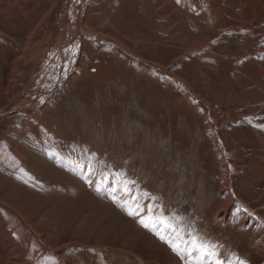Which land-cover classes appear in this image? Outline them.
I'll use <instances>...</instances> for the list:
<instances>
[{
	"label": "rangeland",
	"instance_id": "374dc122",
	"mask_svg": "<svg viewBox=\"0 0 264 264\" xmlns=\"http://www.w3.org/2000/svg\"><path fill=\"white\" fill-rule=\"evenodd\" d=\"M52 1L0 0V264H264V0H90L19 104Z\"/></svg>",
	"mask_w": 264,
	"mask_h": 264
},
{
	"label": "bare ground",
	"instance_id": "6f19581e",
	"mask_svg": "<svg viewBox=\"0 0 264 264\" xmlns=\"http://www.w3.org/2000/svg\"><path fill=\"white\" fill-rule=\"evenodd\" d=\"M69 3H75L76 2V11H74L75 12V14H74V16H76L75 18H76V23H77V25L75 26H73L72 28H74V27H76V30L74 29V34H73V36L71 37V46H70V48H69V50H66V51H64V52H62L61 53V51H58V50H56L54 47H55V44L52 46V47H49L48 45H50L51 44V42H49V41H46L45 40V37L43 36V37H41L40 38V46H37L36 47V49H35V47H30V45H29V39L31 38V37H27V40H26V43H25V45H24V47H23V55H21L22 57H24V59H25V61H26V63H29L30 61H28L30 58H32V57H30V56H32L33 55V57L35 56V58L36 57H39V56H42V55H44L45 53H47V56L46 57H44L43 59H44V61H47V60H49V62L51 63L50 65H49V67H47L48 65H46V67L45 68H43V70H42V74H40V75H38L37 77H35V79L33 80L32 79V81H31V84L33 85L32 87H30L25 93H21V96L18 98V103L19 104H22L23 102V100H25L26 99V95H28L29 93H30V91H31V88H33V89H38V88H43V90H46L45 88L46 87H55L56 85H60L64 80H65V78L67 77V74L69 73L68 71L71 69L72 70V68H74L75 66H76V64L75 65H73L74 63H76L75 61H77V58H78V53L80 52V49H79V47L81 46V44H79V38L80 37H78V35L79 34H82V33H85V34H87L86 33V30L84 31V29H82V28H80L81 26H80V24L82 23V14H83V12H84V10H85V7L88 5V2L90 1V0H80V1H78V0H67ZM68 2H66L65 0H64V2H63V6H64V8H65V6H68ZM59 5V7H58V10L56 11L57 13H56V15H57V23L55 22H53V23H49L48 24V20H47V17H48V14L47 13H44L43 15H42V18L39 20V25H42V28H39V27H37L38 28V30L41 32V33H47V34H50V33H52L55 29H57L58 28V23H59V20L61 19V4H62V0H53L52 2H51V5L54 7V6H56V5ZM70 5V4H69ZM74 7V6H73ZM68 12V11H67ZM72 12V11H71ZM66 13V12H65ZM68 14H69V12H68ZM208 14V16H209V12L207 13ZM65 16H67L68 17V15H66L65 14ZM65 16H64V18H65ZM63 18V17H62ZM61 21V20H60ZM66 21V20H65ZM47 24H48V27L46 28V26H47ZM63 25L62 26H59V28L61 29V30H59V35H61V37H63L62 36V31H63ZM69 29V28H68ZM83 30V31H82ZM61 31V32H60ZM61 33V34H60ZM68 33V32H67ZM90 32H88V34H89ZM43 34V35H44ZM57 34V30H56V33H55V35ZM85 34H83V35H85ZM0 35H3V33H2V30L0 29ZM54 35V34H53ZM98 35V34H97ZM49 36V35H48ZM59 40V37H58V39H57V41ZM36 42V41H35ZM56 42V41H55ZM15 43V42H14ZM65 43V42H64ZM65 49V48H64ZM31 51L32 52H34L35 54H31ZM45 52V53H44ZM67 55V56H66ZM57 57H60L61 58V62H60V59H58L59 60V62L57 61L56 62V66L58 65V64H62V65H64L67 61H68V63H66V64H68L67 66H66V68L64 69V70H61V68H60V71H58V70H55V71H53V73L50 71L52 68H54V66H55V62H54V60H55V58H57ZM67 57V58H66ZM67 60H66V59ZM65 60V61H64ZM42 66V65H41ZM44 67V66H43ZM59 67V66H58ZM59 69V68H58ZM52 73V74H51ZM31 84L29 83L28 85H30L31 86ZM26 85V84H25ZM28 87V86H27ZM33 91V90H32ZM38 91V90H37ZM37 93V92H36ZM42 94V93H41ZM18 97V96H17ZM16 99V98H15ZM16 101V102H17ZM39 103H40V101H39ZM11 104V103H10ZM13 105V106H12ZM12 105H10V107L8 108V109H12L13 107H14V104L12 103ZM5 110H7V109H5ZM18 112V111H17ZM218 139V138H217ZM216 141V140H215ZM222 148V147H221ZM223 150V149H222ZM217 152H218V154H219V157H220V162H224V158H223V154H222V152L221 151H219V150H217ZM226 179H227V177H226ZM233 195L232 194H230L229 195V197L230 198H228V200H231V198H233L232 197ZM227 201V200H226ZM227 202H229V201H227ZM231 203H232V201H231ZM243 206H244V204H242ZM245 207V206H244ZM230 209V211L228 212V210L226 209V212H225V214H223L222 215V218H224L225 216H226V214L227 213H229V215H230V213H231V215L233 214V212H234V209L237 211V213H240V210L238 209V208H235V205H233V207H230L229 208ZM245 209V208H244ZM244 216V215H243Z\"/></svg>",
	"mask_w": 264,
	"mask_h": 264
},
{
	"label": "snow or ice",
	"instance_id": "6c2138e0",
	"mask_svg": "<svg viewBox=\"0 0 264 264\" xmlns=\"http://www.w3.org/2000/svg\"><path fill=\"white\" fill-rule=\"evenodd\" d=\"M177 2L179 3L180 0H177ZM130 215L132 213H129ZM145 227H147V225H145ZM193 247L196 248L197 250L201 251L204 255L210 256V257H215L216 252H215V246L214 245H206L203 244L201 242H199L195 237H193ZM174 251H176V249H173ZM217 264H219V262L217 261ZM239 264H245L244 261H240Z\"/></svg>",
	"mask_w": 264,
	"mask_h": 264
}]
</instances>
